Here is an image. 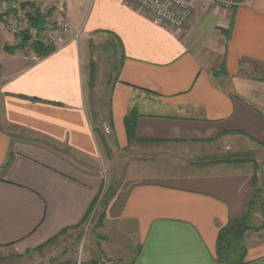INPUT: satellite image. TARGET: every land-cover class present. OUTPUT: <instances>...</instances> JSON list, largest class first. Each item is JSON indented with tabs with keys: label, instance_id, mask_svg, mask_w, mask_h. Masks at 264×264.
<instances>
[{
	"label": "crops",
	"instance_id": "crops-1",
	"mask_svg": "<svg viewBox=\"0 0 264 264\" xmlns=\"http://www.w3.org/2000/svg\"><path fill=\"white\" fill-rule=\"evenodd\" d=\"M62 17L79 37L45 57L6 52L22 37L0 20V250L25 256L82 226L112 156L107 263L216 264L219 229L264 186V0L231 11L197 2L177 29L129 0H66ZM100 37L116 64L103 111L88 96ZM260 214L246 264H264Z\"/></svg>",
	"mask_w": 264,
	"mask_h": 264
},
{
	"label": "rangeland",
	"instance_id": "rangeland-1",
	"mask_svg": "<svg viewBox=\"0 0 264 264\" xmlns=\"http://www.w3.org/2000/svg\"><path fill=\"white\" fill-rule=\"evenodd\" d=\"M65 10L66 8L64 9V12ZM75 32L70 34V38ZM79 34L80 32L77 33L76 38H72L70 41H76L79 37ZM107 40V38L100 37L98 38V41H95L92 44L94 49L98 52V54L96 55V63L98 69L97 71L95 70L93 89L88 92L87 88L88 96L90 98L95 97L97 99V102L101 105L100 110H102L107 104L106 99L109 98V87L107 83L110 78H112L111 75H113L114 69L116 67V64L113 63V55L111 53V51L114 50L113 48H115V45L113 42L112 44H108ZM84 71L85 73L88 72L87 65L84 67ZM85 82H87V79H85ZM110 159H113L114 164L107 165L108 162H106L105 167L101 168L104 177V183L102 184L104 189L108 187V185H110V183L112 182L114 183L111 186L115 188V182H117V180L114 179L113 176L114 174H119V166L116 164L112 156H110ZM109 169L111 171L110 173L108 172ZM257 183V187L262 186V183L260 181H258ZM261 188L264 190V186H262ZM98 211L99 207L96 211H92L90 213L82 226L71 230L68 233L65 232V234L59 236L53 243H51V245H47V247H45L41 251H32L25 254V256H21L17 255L14 251L0 250V264H58L61 262L71 263L77 260V258H81V260L85 263H89L91 260H95L97 264H109L107 263L106 258H110V254L103 247V243L106 244V242H103L105 238L102 235L104 233L103 231H100L99 228L95 227L97 223L98 213L100 212ZM256 216L254 221H252V224H254L255 226H259L262 224V221L260 220V210L257 211ZM98 240H100V244L102 245L97 242ZM111 244L112 241L109 246ZM127 250L128 248L124 246V251H126V254L123 255L124 258H127ZM115 264L121 263L118 262Z\"/></svg>",
	"mask_w": 264,
	"mask_h": 264
},
{
	"label": "built area",
	"instance_id": "built-area-1",
	"mask_svg": "<svg viewBox=\"0 0 264 264\" xmlns=\"http://www.w3.org/2000/svg\"><path fill=\"white\" fill-rule=\"evenodd\" d=\"M48 0H40L38 3L26 4L23 0H0V20L6 29L12 34L22 36L25 34L31 41L42 40L46 44L57 48L64 44L70 34V26L62 15L66 8V0H54L55 6L47 4ZM139 8L146 11L158 26L181 28L192 16L195 4L201 3L208 7L231 11L240 4L249 0H129ZM53 10L52 13L50 11ZM58 18H55V16ZM28 15L39 17L42 20L41 27L29 25ZM77 30L70 39L76 38ZM74 264H82L81 258H77Z\"/></svg>",
	"mask_w": 264,
	"mask_h": 264
},
{
	"label": "trees",
	"instance_id": "trees-1",
	"mask_svg": "<svg viewBox=\"0 0 264 264\" xmlns=\"http://www.w3.org/2000/svg\"><path fill=\"white\" fill-rule=\"evenodd\" d=\"M30 4L24 3L23 5ZM28 22L29 25L33 27H41L42 20L39 17H31L28 15ZM21 40L19 45L13 49L5 48L6 52L13 54L17 50L29 49L32 51L37 57H45L50 55L55 51L53 45H48L42 40H34L29 43L28 40L25 38L27 37L25 34L21 36ZM93 86V77H90L89 86ZM90 89V88H89ZM90 110V109H89ZM93 110H90V113ZM138 113L135 109H132L130 113L124 118V128L127 140L130 144L138 141L135 137V125L137 121ZM94 121H97L96 119ZM96 131L100 133V130L96 129ZM105 145V143H104ZM105 147V146H104ZM257 181L254 182L253 190L250 195L248 202L246 203V207L244 212L241 216L236 219L228 221L224 226H222L217 234L216 238V246H215V253H214V260L216 264H246L244 262V255H245V245H244V238L245 235L249 232H258L263 229V226H255L252 224L254 221L257 211H261L262 206L264 205L262 199V189L257 187ZM114 193V188L111 185H108L105 189H102L101 196L96 198L92 204V207L88 211L87 217L90 213L94 210L96 211L99 207V213L97 217L96 228H101L103 226L104 218H105V208L107 203L111 199ZM87 219V218H86ZM84 223V222H83ZM82 225V224H81ZM80 227V225L76 226L73 229ZM66 231L62 232L65 233ZM58 237H55L42 246L36 248L34 251H41L47 245H51ZM76 261V260H75ZM74 262H61L58 264H74ZM83 263V262H82ZM83 264H97L95 260H91L89 263Z\"/></svg>",
	"mask_w": 264,
	"mask_h": 264
}]
</instances>
